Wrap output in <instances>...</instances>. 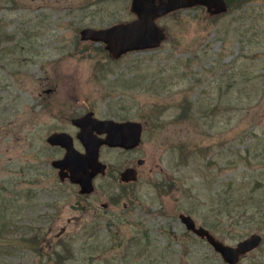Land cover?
I'll use <instances>...</instances> for the list:
<instances>
[{
  "label": "rangeland",
  "instance_id": "1",
  "mask_svg": "<svg viewBox=\"0 0 264 264\" xmlns=\"http://www.w3.org/2000/svg\"><path fill=\"white\" fill-rule=\"evenodd\" d=\"M130 1L0 0V264H228L179 214L224 245L259 234L236 264H264V0L176 11L158 47L118 58L81 40L131 21ZM88 98L143 133L100 147L107 170L82 195L46 138Z\"/></svg>",
  "mask_w": 264,
  "mask_h": 264
},
{
  "label": "water",
  "instance_id": "2",
  "mask_svg": "<svg viewBox=\"0 0 264 264\" xmlns=\"http://www.w3.org/2000/svg\"><path fill=\"white\" fill-rule=\"evenodd\" d=\"M182 6H191L196 3L207 4L212 0H186ZM221 1V0H220ZM224 7V5H223ZM178 8L172 3L155 6L145 2V0H131L130 10L135 18L132 21L118 23L106 28H84L80 31L82 40L101 42L112 58L138 50L153 49L164 39L162 30L154 23V19L164 13ZM84 119V118H83ZM83 119L76 120L81 123ZM87 126V123H85ZM92 130L104 132V137L91 134ZM142 125L136 121L116 122L114 120L90 119V139L83 140L84 153L77 151L72 144L70 137L66 133H52L46 138L49 145H60L65 148V154L61 159L52 161V165L60 170L68 169L70 182L79 186L81 194H89L93 190L92 179L98 173H104L106 164L99 160V149L102 145L110 148H121L130 150L139 145ZM137 163L141 165L142 159ZM61 178L64 176L61 175ZM137 172L132 167H127L121 171L119 180L127 183L136 181ZM180 221L185 228L196 236L206 239V241L217 251L228 264H236L240 255L257 247L261 241V236L257 233L238 242L236 246L224 245L217 240L210 232L202 226H196L191 216L179 214Z\"/></svg>",
  "mask_w": 264,
  "mask_h": 264
},
{
  "label": "flooded vegetation",
  "instance_id": "3",
  "mask_svg": "<svg viewBox=\"0 0 264 264\" xmlns=\"http://www.w3.org/2000/svg\"><path fill=\"white\" fill-rule=\"evenodd\" d=\"M239 1H241V0H221V1L220 0H212L211 3H209V5L196 3V4L191 5V6H184L183 7L182 5L187 3L186 0H145V2L153 4L155 6L169 4V3H172V4L178 6V8H176L170 12L164 13V14H162V15H160L154 19V23L162 30L163 35H164L163 28L160 27V25L158 24V21L160 19H162L163 17L168 16V15H170L176 11H182V10L188 9L190 7H198V8L204 9L206 12L211 13V14H222L225 11H227L229 9V7L237 5ZM130 5H131V1H130ZM223 5H224V7H223ZM133 15H134V13H133ZM134 18H135V15H134ZM122 23H125V22H122ZM164 38H165V35H164ZM163 40H162V42H163ZM82 41H91V40H82ZM146 50H149V49H146ZM138 51H144V50H138ZM130 52H134V51H130ZM127 53H129V52H127ZM45 92L51 93L52 89L47 88L45 90ZM88 100H89V102H88ZM86 101L87 102L82 101L80 103H77L76 107H71L72 106L71 105L70 108H68L66 110H64L63 107L60 110L58 109L59 112H56L55 116L66 121L67 129H61V130L52 132V133H66L68 135L67 138L70 137L72 144H73V147L81 153H84V151H85V147L83 145L82 139H86V137L88 139H90V119L91 118H96L99 120H114L116 122H123V121L129 120V119H125L124 117L119 118L117 116H111V117L99 116L96 114V112L93 109H91L90 98H88ZM80 119H83V121H81V123H76V120H80ZM130 121H135V120H130ZM136 122H138V121H136ZM85 123H87V126H85ZM141 125H142V131H141V137H142L143 123H141ZM91 134L98 136V137H104L105 136L104 132H98L96 130H92ZM141 137H140V142H141ZM140 142H139V144H140ZM50 146L52 148H57L59 150V156L53 160L61 159L64 156V154H65V148L64 147H62L60 145H50ZM103 146H105V145H103ZM53 160H51V163H50L52 167H53V165H52ZM107 167L108 166L106 165L105 172L107 170ZM53 169L57 172V176L59 177L60 181H69L70 182V180L68 178V175L70 174L68 169L65 168L63 170H60L59 168H55V167H53ZM105 172L104 173H98L94 178H96L99 175L105 174ZM61 175H63L64 177L61 178L60 177ZM94 178L92 179V182H93ZM70 183L74 184L72 182H70ZM75 185H77V184H75ZM103 207H106V204L103 205Z\"/></svg>",
  "mask_w": 264,
  "mask_h": 264
}]
</instances>
